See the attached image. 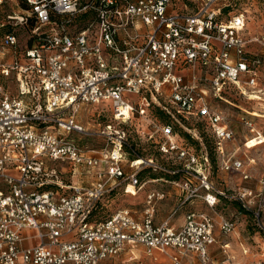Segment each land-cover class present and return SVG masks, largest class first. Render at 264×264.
<instances>
[{
	"label": "built area",
	"instance_id": "1",
	"mask_svg": "<svg viewBox=\"0 0 264 264\" xmlns=\"http://www.w3.org/2000/svg\"><path fill=\"white\" fill-rule=\"evenodd\" d=\"M229 1L22 0L25 9L0 22L8 27L0 42V264H104L137 246L167 264H244L229 241L220 244L223 261L211 259L217 243L211 214L190 212L178 228L168 219L155 224L153 201L163 193L148 194L141 219L127 209L96 219L117 181L129 193V185L142 187L137 174L144 169L196 178L197 186H183L189 198L199 197L214 214L224 200L238 204L264 242V176L260 192L216 190L207 152L173 129L194 121L212 136L216 165L250 178L245 162L225 148L234 139L226 116L208 100V92L225 102L233 95L249 99L264 62L247 50L251 42L263 47L264 35L248 39L246 15L232 14ZM22 26L28 42L16 33ZM99 103L109 104L111 121L93 133L78 112ZM240 120L260 137L248 115ZM133 121L152 129L148 140L177 168L138 155L127 143ZM95 135L104 140L101 149L78 144ZM127 154L130 175L123 168ZM83 174L92 181L71 182ZM219 216V234L229 238L236 223ZM237 246L251 264H264L263 246Z\"/></svg>",
	"mask_w": 264,
	"mask_h": 264
},
{
	"label": "rangeland",
	"instance_id": "2",
	"mask_svg": "<svg viewBox=\"0 0 264 264\" xmlns=\"http://www.w3.org/2000/svg\"><path fill=\"white\" fill-rule=\"evenodd\" d=\"M229 4L230 11L232 12V14L238 12L245 13L247 18L245 35L248 39L257 38L264 35V0H230ZM24 9L25 5L23 4L22 0H5L0 5V22L7 23V15H12L13 13H17ZM7 29L8 27L0 28V42ZM27 31V28H24L23 26L16 27V33L21 43L25 41L28 42ZM247 50L252 54L257 53L264 56V46L261 47L260 44H257L255 42H251L248 45ZM6 84H8L7 89L9 90V92L12 95H15V82L9 79L7 80ZM259 89L262 90L261 94H259L257 91ZM253 91L254 92L251 94L249 99L239 95H233L231 98L226 99L228 102L214 100L211 97L212 95L210 94V92H208V100L210 101L213 107L217 108L219 111L224 113L228 120V124L234 133V139L225 144V148L229 151L238 150L237 155L242 158L246 156L244 152H246V154L249 156V152L264 148L263 143L253 149H245L244 144L248 141V139L253 138L255 134L254 132H250L249 129L245 127L242 124V121L240 120L242 117L248 115V117L253 122V127L258 129L260 131V134L264 136V109L261 108L264 107V62L259 68L258 83L255 89H253ZM252 95H258L261 100L256 101L257 98H252ZM246 111L250 112V114ZM78 115V117H80L78 119L80 120L82 125L93 133H97L102 130V127L111 121V109L109 104L107 103L83 106L80 108ZM186 123L187 124H183V126L186 127L187 130L181 128L177 123L173 124L174 132H176L179 137L186 142L187 145L193 147L196 150L204 149L207 152L211 166L209 174L211 178L210 180L214 182V184L223 183V180L219 177L220 174H217V168L215 167L217 166V158L215 154V145L212 136L206 129L202 128L200 125H195L194 121L189 120ZM194 126L196 127L195 130H193L192 128ZM126 130L128 138L127 143L132 145V148L138 153L139 156L153 158L157 161L159 165H164L165 167H168L170 169L173 167L177 168L176 165H172L171 160H166L165 158H163L158 152V147L153 144L150 140H148V133L152 130L150 127H147L145 126V124H141L140 122L133 121V125L131 127H127ZM72 137L77 138L76 136ZM197 137L201 140V145L200 143H198L199 141ZM260 139L264 140V137L260 136ZM78 144L83 146L84 148H89L97 151L99 148L101 149L103 147L104 140L98 135H95L94 137L90 138L81 137ZM232 146H234V148ZM126 149L127 152L130 153L128 146L126 147ZM129 159H131V156L127 154L125 160L123 161V168L124 171L127 173L126 175H130L128 173L132 171L128 166ZM147 172H149L150 174H147ZM160 172L161 171H152L150 169H144L143 172H139L137 174L138 183L145 182L155 177H163L170 182H179L183 186L186 182H190L189 184L193 187L194 185H196L197 182L195 178L188 177L187 174L166 175L161 174ZM86 175H81L78 180L81 181L82 179L84 181L83 183L86 184V180L84 179ZM66 176H69V174H66ZM187 178H189L190 180L188 181ZM118 182H120V185H118L116 189L112 192V194H110V199L108 200L106 206L98 210L99 216L97 215L96 219L106 217L119 209H127L130 212L134 213L136 218H143V211L146 209L144 197L142 200L137 201L138 194L136 196H131L129 193H125L124 186L126 182H124V180H118L117 183ZM151 184L152 183L146 184L145 189H156L153 188L154 186H151ZM162 184H164L165 186H169V183ZM159 186L160 184L158 185L157 190H159ZM231 191L233 190H226V192ZM165 192H168L170 194L168 196L163 195L162 198L154 199L153 201V210L156 221H160L169 217L173 213L172 210L175 208V204H178L179 199L182 195V189H178L175 186H172L170 189H165ZM158 193L161 194L160 191ZM132 198L136 200V203L131 202ZM183 209L184 208H181V210ZM215 211L217 216L220 217V209L217 208ZM181 214L182 213L177 214L173 218V222H175L176 224H180L181 219H178V216ZM218 222H220V218L218 219ZM241 235H243V233ZM257 239H259V237ZM251 242H253L252 244L255 246L264 247V242L262 241H257L256 243L251 239ZM155 256L159 255L157 253L149 255L143 246H137L132 249L131 252L126 250L118 256L104 261V264H167L166 260H163L161 263H158L163 259V256H159L162 258L161 260L154 259ZM154 260H157V263Z\"/></svg>",
	"mask_w": 264,
	"mask_h": 264
},
{
	"label": "crops",
	"instance_id": "3",
	"mask_svg": "<svg viewBox=\"0 0 264 264\" xmlns=\"http://www.w3.org/2000/svg\"><path fill=\"white\" fill-rule=\"evenodd\" d=\"M246 112H248V111H246ZM248 113L250 114V112H248ZM253 131H256L260 134V131L258 129H256L255 127H253ZM260 136L264 137L261 134H260ZM263 143H264V140H261L260 137L256 138L254 136L253 138L248 139V141L246 142V145H244V147H245V149H253V148H255V147H257ZM232 147L234 148V146H232ZM237 151L238 150H234L236 158L242 159L245 162V164H247L248 174L249 175L251 174L250 178L248 180H243L242 177L240 176L239 172L224 171L219 167V163L217 162V166H215V167L217 168L216 169L217 174H220L219 177L223 180V183L214 184V182H212L210 180L212 182L214 188L216 190L226 191V190L231 189V190L235 191L239 188L244 187V188L251 189L254 192L262 191L263 188L259 184V179L262 176H264V148L249 152L248 153L249 156L246 154V152H244V154L246 155V156H244V158L238 156ZM143 171H141V172H143ZM160 173L165 174L162 172H160ZM147 174H150V173L147 172ZM252 177H254V178H252ZM78 178H80V177H74L71 182L74 184H76V183L79 184V183L84 182L82 179H81V181H79ZM209 178H210V176H209ZM84 179L86 180L85 182L88 183V182L92 181L93 178L91 175H86L84 177ZM187 180H190V179L187 178ZM149 183H152L151 186H154L153 188H156V189H150V190L145 189V185L149 184ZM157 183L160 184L159 190H157V187L159 185ZM162 183H169V186H165ZM139 184H141L142 187H139V186L134 187L137 191H135L133 193H129V194L131 196H136L138 194L137 201L142 200L144 197L145 203L147 200V196L150 192H157V191L159 192L160 191L164 195L168 196L170 193H168V192L166 193L165 189H170L172 186H175L178 189H182L181 183L170 182L163 177L151 178V179H149L145 182L139 183ZM198 184H199V182L197 180L196 185H194V186H197ZM202 192L203 191L200 189V193H202ZM131 202L136 203V200L132 198ZM175 205H176L175 208L172 210L173 213L169 217L166 218L169 220V224L171 227L178 228L183 223L185 216L190 212H205V213L211 214L213 216V219H214L216 226L218 227V223H219L218 219L220 217H218L217 214H214L213 212H211L199 197H191V198L187 199L186 193L182 189V195L179 199V202H178V204H175ZM146 208H147V203H146ZM181 208H184V209L181 210ZM218 208L220 209V212L223 215H225L227 217H233V219L236 223V228H235V231L230 235L229 238H224L219 234V230L216 227L215 233L217 235V243L210 246V248H209V254H210L211 259L214 262L223 261L224 255H223L222 251L220 250V244L225 242V241H229L231 250L234 254H236L237 260L243 262L244 264H251L253 257L252 256H242L240 254V250L237 246V242H242V243L248 244L252 248V251H253L254 248L259 247V246H253V244H252L253 242H251V239L257 243V241H262L261 238L257 239L258 238L257 235L255 233L251 232V230H252L251 226L249 225L248 221L246 220L244 214L241 213L238 204L231 203V202L224 200L221 202V204L219 205ZM145 210L143 211V215H144ZM179 213H182L181 215L178 216V219H181V223L176 224L175 222H173V218ZM132 215L136 218L134 213H132ZM214 215H216V216H214ZM136 219H138V218H136ZM153 219H154L155 224H159L160 222L166 220V219H162L160 221H156L155 216ZM262 222L264 223V211L262 213ZM242 233H243V235H241ZM154 259L161 260L162 258L159 256H155ZM163 260H166V258L163 257V259L158 263H161ZM154 261L157 263V260H154Z\"/></svg>",
	"mask_w": 264,
	"mask_h": 264
},
{
	"label": "bare ground",
	"instance_id": "4",
	"mask_svg": "<svg viewBox=\"0 0 264 264\" xmlns=\"http://www.w3.org/2000/svg\"><path fill=\"white\" fill-rule=\"evenodd\" d=\"M252 98H257V100L256 101H260L261 100V98L259 97V96H252ZM252 100V99H251ZM260 104V103H259ZM262 105V104H261ZM262 109H264V107H261ZM182 189H183V185H182ZM184 190V192L186 193V197H187V199L189 198V194H190V192L188 191V190H186L185 188L183 189ZM135 191H137L133 186H131V185H129L128 186V188H127V192H129V193H133V192H135ZM236 234V233H235ZM135 257V256H134Z\"/></svg>",
	"mask_w": 264,
	"mask_h": 264
},
{
	"label": "trees",
	"instance_id": "5",
	"mask_svg": "<svg viewBox=\"0 0 264 264\" xmlns=\"http://www.w3.org/2000/svg\"><path fill=\"white\" fill-rule=\"evenodd\" d=\"M154 115L158 117V119H160L161 121H166L165 119V115L159 110V109H155L154 110ZM199 143V142H198ZM215 147V146H214ZM99 210V209H98ZM98 210H96V214L98 215ZM99 216V215H98ZM251 232L254 233L253 228H251Z\"/></svg>",
	"mask_w": 264,
	"mask_h": 264
}]
</instances>
